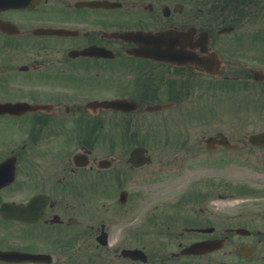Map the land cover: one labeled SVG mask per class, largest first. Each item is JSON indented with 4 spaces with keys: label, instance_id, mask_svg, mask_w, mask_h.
Listing matches in <instances>:
<instances>
[{
    "label": "flooded vegetation",
    "instance_id": "af4514ba",
    "mask_svg": "<svg viewBox=\"0 0 264 264\" xmlns=\"http://www.w3.org/2000/svg\"><path fill=\"white\" fill-rule=\"evenodd\" d=\"M24 1L0 6V104L21 105L0 113V264H139L152 238L183 264H264V190L233 174L264 166V0Z\"/></svg>",
    "mask_w": 264,
    "mask_h": 264
},
{
    "label": "rangeland",
    "instance_id": "374dc122",
    "mask_svg": "<svg viewBox=\"0 0 264 264\" xmlns=\"http://www.w3.org/2000/svg\"><path fill=\"white\" fill-rule=\"evenodd\" d=\"M194 4L197 5V7L202 6V4L198 1V0H194ZM201 4V5H200ZM202 99L200 100V103L201 105H203L202 107V110L199 109V107H197L196 110H190L191 112V116L194 117V116H202V112H203V115L207 116V108L211 107V98L212 96L209 95V94H206V93H203L202 91ZM224 102L222 101H219V103L217 104V106H219V104H223ZM237 105V104H236ZM238 106V105H237ZM246 110L241 107V108H237L235 109L234 113L238 114L239 113V116L235 114V116H237V118L239 119V121H244V118L246 117L245 115H243V113L245 112ZM217 113V112H215ZM218 114H222V121H220V125L222 128H227L226 131L229 129L228 126L232 124V128H239L240 130H242L243 127L241 124H239V122H235L234 120V117L231 116H227L229 113L224 110V108L221 106L219 108V112ZM248 120L245 122V125L246 127H248L250 129V125L247 123ZM235 123V124H234ZM259 123H256V120L255 119H252V126L253 127H257ZM226 125V126H224ZM244 125V126H245ZM230 130V129H229ZM255 159L259 160L260 162H262V160H264V152L263 151H260L258 153L255 154ZM262 159V160H261ZM242 164H240L241 167L238 171H236L235 173H233L234 175H237V176H254L256 177V180L255 181V185H257L259 188L258 190L259 191H262L264 190V166H260V165H250V164H246L247 166L244 165L245 161L244 162H241ZM255 163V162H254ZM239 168V167H237ZM256 168L255 172H253V170ZM258 169V170H257ZM233 171V169L231 170ZM238 173V174H236ZM229 174L232 176L233 174H231L229 172ZM168 180L171 182L172 181V178L170 176H164V175H158L157 177H154V178H149L147 179L146 181V185L142 191H140L138 193V198H136L132 204H131V208L133 210V212L135 213V215H137L141 209L143 208L144 205L147 204V202L153 197V195L155 193H158L160 192V190L162 188H166L168 187L169 184L168 183ZM135 181H138V178H135ZM169 182V183H170ZM137 186V185H136ZM138 188V186H137ZM264 192V191H262ZM155 197V196H154ZM153 197V198H154ZM258 197L256 198H251L250 200H257ZM164 220H167L164 218ZM158 229H156L157 231ZM162 241H155V240H152V246L150 248V252H149V257L148 258V262L145 263V264H183V263H186V262H189L191 263L192 260H186V259H181V258H172L170 259V261H166L167 259V251L163 250V248L165 247H169V249L172 247H176V243L177 241L176 240H171V243H169L168 245H165L163 247H161ZM186 260V261H185ZM142 264V263H140Z\"/></svg>",
    "mask_w": 264,
    "mask_h": 264
}]
</instances>
